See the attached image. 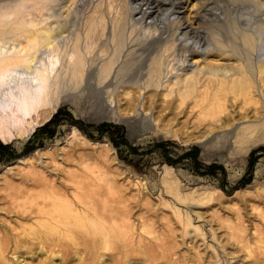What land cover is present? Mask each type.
I'll use <instances>...</instances> for the list:
<instances>
[{"label": "rangeland", "instance_id": "rangeland-1", "mask_svg": "<svg viewBox=\"0 0 264 264\" xmlns=\"http://www.w3.org/2000/svg\"><path fill=\"white\" fill-rule=\"evenodd\" d=\"M181 1L180 20L168 5L159 16L168 42L152 44L159 26L132 0H0V46L45 30L60 40L56 111L18 112L21 132L0 138V264H264V0ZM186 20L211 44L188 51L197 91L180 106L174 92L122 87L165 42L174 58ZM44 190L54 232L32 213Z\"/></svg>", "mask_w": 264, "mask_h": 264}, {"label": "bare ground", "instance_id": "bare-ground-1", "mask_svg": "<svg viewBox=\"0 0 264 264\" xmlns=\"http://www.w3.org/2000/svg\"><path fill=\"white\" fill-rule=\"evenodd\" d=\"M80 1L81 3H85L88 0ZM181 2V0H132V4H134L132 6L135 14L134 16L139 15L143 22H146L147 26L151 24H153L155 28L159 26V34L157 35V39H153L152 44L163 40H167L168 42L169 39L167 38L170 34L168 25L159 16L162 10L167 9L166 7L168 5V7L170 6L168 12L173 16V19L179 18L180 20L182 18V16H180ZM214 6L215 4H213V7ZM41 23V20L36 22L38 25ZM9 33L10 32L7 30L0 31V35L5 34V36H8ZM38 37L39 42L34 41L28 46H23L20 43H14L8 47L5 44L0 46V138L3 140L12 138L10 134L12 128L17 133L21 132V128L19 127L20 123H18V112H22L21 117L24 118H28L29 115V117L33 118L32 122H34V116L30 114L31 109L36 110V108H40L41 106L43 108L48 107V111L43 110V114H39L41 120L56 111L58 100L55 99V97L52 98L51 95V98L49 97V94H51L50 92L53 90L50 88L49 78L51 74H54L56 65L60 62L59 58L55 56L59 50L60 40H57L52 32L48 30H45V32ZM173 39L176 41V53L174 58L169 60V57L166 56L170 49L167 42H165L162 54L155 59L152 69L146 72L141 69L139 72H136V67L129 71L127 70L125 75L122 74L125 76L124 79L126 80L123 81V79L121 81V86H127L139 93L144 92V94L149 92H174L175 100H177V102L180 101L178 104L182 106V100L186 97L187 92L190 90L196 92V85L198 83L195 79L196 72L193 70L194 65L188 61V51L192 52L195 49L199 50V52L206 53L210 49L211 44L208 42L206 34L197 27L191 25L187 20L184 21V23L182 22ZM117 42H119L122 48L123 38L121 35ZM101 46H103V44ZM6 49L8 54H5ZM74 49L78 51V53L81 51L78 43L74 46ZM261 49L264 50L263 48ZM118 50L119 48L116 49V52ZM46 57H48V60L45 59ZM168 64H171V67H168ZM80 65L81 63L77 64L75 67L77 72H79ZM186 70H192L191 73H193L194 79L183 82L178 76ZM67 71L70 72L69 67ZM174 71L175 74H173ZM137 78H141V81H138ZM164 79H166V81H164ZM47 86L49 90L46 91ZM183 86L185 89L182 91L181 89ZM22 94H24V96ZM138 101H140V99H138ZM141 104L142 108H149V106L146 105L147 102L143 99ZM213 108L215 109L216 107L214 104H211L210 110ZM182 112H184V114L187 113L183 108L181 110V113ZM146 113H148V111ZM173 123L174 122L171 124ZM36 124L37 123L31 124L32 129L35 128ZM24 133H26V131H24ZM43 195L49 197H46L41 206L39 205V207L35 208L32 213H36L40 216L43 221L49 225L51 231L54 232L57 226L58 211L53 200L54 194L44 190ZM44 237L40 236L38 238H41L40 241L42 242L47 238V236ZM48 244L49 246L59 245L57 239L52 235L49 237Z\"/></svg>", "mask_w": 264, "mask_h": 264}]
</instances>
